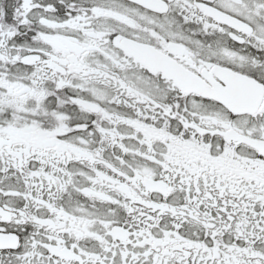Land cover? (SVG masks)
<instances>
[{"label": "snow or ice", "instance_id": "6c2138e0", "mask_svg": "<svg viewBox=\"0 0 264 264\" xmlns=\"http://www.w3.org/2000/svg\"><path fill=\"white\" fill-rule=\"evenodd\" d=\"M0 264H264V0H0Z\"/></svg>", "mask_w": 264, "mask_h": 264}]
</instances>
